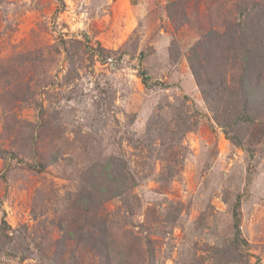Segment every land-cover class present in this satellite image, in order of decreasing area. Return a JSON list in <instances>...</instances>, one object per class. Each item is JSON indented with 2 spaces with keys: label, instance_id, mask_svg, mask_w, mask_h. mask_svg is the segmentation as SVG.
I'll return each instance as SVG.
<instances>
[{
  "label": "rangeland",
  "instance_id": "rangeland-1",
  "mask_svg": "<svg viewBox=\"0 0 264 264\" xmlns=\"http://www.w3.org/2000/svg\"><path fill=\"white\" fill-rule=\"evenodd\" d=\"M233 4L0 0V264H264V109L253 125H233L229 65L198 85L188 64L190 48L237 14ZM42 71L51 86L27 88ZM45 151L61 161L26 165ZM119 152L136 186L130 215L117 198L102 206L108 262L84 231L97 208L72 203L104 179L88 166Z\"/></svg>",
  "mask_w": 264,
  "mask_h": 264
},
{
  "label": "trees",
  "instance_id": "trees-1",
  "mask_svg": "<svg viewBox=\"0 0 264 264\" xmlns=\"http://www.w3.org/2000/svg\"><path fill=\"white\" fill-rule=\"evenodd\" d=\"M233 2L232 7L235 12L237 11L238 15L234 14L228 22H225L227 19L223 18L222 23L225 22L223 29L215 30L211 28L208 30L207 34L203 35L190 48L188 64L196 84L209 85L213 84L220 68L227 63L232 71L230 84L233 86V91L229 87L228 96L237 99V105H235L234 101L235 109L228 111L229 113L227 114L232 117L233 125L250 126L258 121L256 116L260 109L258 107L264 109V0H233ZM227 17L229 18L230 16ZM69 43L78 45L76 41ZM59 45V48L63 49L61 53L63 51L66 56L68 54L66 41L60 40ZM216 47L220 48L221 54L215 53ZM84 49L90 52L87 44H85ZM58 51L59 49H57ZM58 55H60L59 52ZM219 55L222 56L218 57ZM39 58L41 59V57ZM28 59H23L22 63H29L26 69H31L30 67L33 66L32 62L35 64V60L33 57ZM26 72H28L29 79L32 70H26ZM45 79H47V72L42 71L38 74L37 79L30 80L32 85L29 86V83H26L27 88L33 87L39 82H41L42 88L51 86L49 83H46L48 86L43 84ZM223 90H225V84ZM19 100L32 103L33 98L32 95H26L24 99ZM46 117L49 120L50 116ZM259 117H261V114ZM149 126L147 125L145 129V134L147 135H150L151 129ZM230 126L232 125H224L222 127L224 133L227 127L229 128ZM43 127L44 123L43 125H32L27 134L33 140L35 130L40 128L43 130ZM226 133H228L227 130ZM56 151L59 153L58 150ZM57 152H51L50 154L47 151L40 152L37 157H33L31 162H26V165L37 172L45 170L47 166L61 161ZM9 155L16 158L13 152H9ZM94 167L101 171L104 179L98 184L96 189L88 192L82 191L75 195L72 205L82 210L84 209L85 213L91 212V206L97 208V213L100 214L98 221L95 224L91 223L90 228L84 229V231L88 235L98 238V253H104L108 262H110L112 260V242L109 239L111 234L107 221L110 216L104 213L102 206L106 202L117 198L121 200L127 215L133 213L129 194L136 186V182L131 175L130 163L127 158L122 156L121 152L117 156H109L92 162L87 170ZM7 230H9L7 223L2 221L0 224V236H4ZM236 233L238 234L237 230ZM3 247L0 244V252Z\"/></svg>",
  "mask_w": 264,
  "mask_h": 264
}]
</instances>
